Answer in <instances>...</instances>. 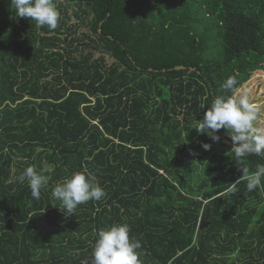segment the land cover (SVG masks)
I'll return each mask as SVG.
<instances>
[{
    "label": "trees",
    "instance_id": "trees-1",
    "mask_svg": "<svg viewBox=\"0 0 264 264\" xmlns=\"http://www.w3.org/2000/svg\"><path fill=\"white\" fill-rule=\"evenodd\" d=\"M54 3L50 30L0 0V264H92L116 223L143 264H264V190L247 191L229 131L193 128L236 92L233 60L264 62V0ZM29 165L50 177L39 200L17 181ZM84 170L106 196L65 217L52 189Z\"/></svg>",
    "mask_w": 264,
    "mask_h": 264
},
{
    "label": "clouds",
    "instance_id": "clouds-1",
    "mask_svg": "<svg viewBox=\"0 0 264 264\" xmlns=\"http://www.w3.org/2000/svg\"><path fill=\"white\" fill-rule=\"evenodd\" d=\"M9 6L16 18L35 21L38 27L47 26L54 30L60 21V12L54 0H9ZM237 83V78L229 75L222 88L226 92L232 91ZM262 118L264 105L253 102L248 92H233L232 95L215 97L207 107L203 119L197 121L193 127L198 134H206L213 142H219L220 136L216 134L219 130L230 132L228 136L234 145L230 152L242 170L248 192L264 190V164H256L254 171L242 167L247 157H264V126L260 123ZM201 146L205 151L211 149V145L207 143H202ZM190 154L196 155L191 150ZM49 180L50 177L45 175L43 170H37L35 165L27 166L17 177L19 183L27 181L31 196L35 200H39L42 190L48 188ZM238 184L239 179L230 183L228 193L237 192ZM51 194L54 200L59 202L58 206H54L58 207L65 217L73 216L78 206L90 200L99 201L106 196L97 176L88 170L74 172L57 182ZM130 233L131 227L126 223H116L96 231L92 264H143L142 244Z\"/></svg>",
    "mask_w": 264,
    "mask_h": 264
},
{
    "label": "rangeland",
    "instance_id": "rangeland-1",
    "mask_svg": "<svg viewBox=\"0 0 264 264\" xmlns=\"http://www.w3.org/2000/svg\"><path fill=\"white\" fill-rule=\"evenodd\" d=\"M251 61L250 58L233 60L229 75L237 78L236 93L248 92L253 102L264 105V62L259 64L257 60L253 67ZM260 123L264 126V118Z\"/></svg>",
    "mask_w": 264,
    "mask_h": 264
},
{
    "label": "water",
    "instance_id": "water-1",
    "mask_svg": "<svg viewBox=\"0 0 264 264\" xmlns=\"http://www.w3.org/2000/svg\"><path fill=\"white\" fill-rule=\"evenodd\" d=\"M177 70H182V69H185V67H178V68H176ZM194 70V69H193ZM225 143H227V144H229V145H232L233 143L232 142H230V141H227V140H225L224 141Z\"/></svg>",
    "mask_w": 264,
    "mask_h": 264
}]
</instances>
